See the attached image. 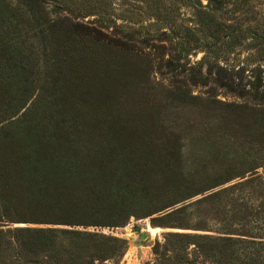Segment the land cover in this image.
Wrapping results in <instances>:
<instances>
[{"label":"rangeland","instance_id":"rangeland-1","mask_svg":"<svg viewBox=\"0 0 264 264\" xmlns=\"http://www.w3.org/2000/svg\"><path fill=\"white\" fill-rule=\"evenodd\" d=\"M0 264H264V0H0Z\"/></svg>","mask_w":264,"mask_h":264},{"label":"trees","instance_id":"trees-1","mask_svg":"<svg viewBox=\"0 0 264 264\" xmlns=\"http://www.w3.org/2000/svg\"><path fill=\"white\" fill-rule=\"evenodd\" d=\"M30 2H35V1H37V0H29ZM41 2V0H38V2ZM40 4V3H39ZM62 24L63 25H65V22H60V24H59V26H62ZM44 234H40V236H44V237H46L47 235H49L51 232L49 231V230H44V231H42ZM62 233H66V234H71V238L72 239H74V238H83V239H89V240H91V236H89V234H86L87 236L85 237V236H83V237H80V236H78V235H80V234H83V233H80V232H77V231H71V230H68V229H64V230H62L61 231ZM85 234V233H84ZM73 235H77V236H73ZM40 243H45V240L44 239H41V241L40 242H37L36 244H34L33 245V247H35L36 248V245L37 244H40ZM29 248H32V247H29ZM34 251H36L34 248H32ZM38 254V253H37ZM36 254V255H37Z\"/></svg>","mask_w":264,"mask_h":264}]
</instances>
